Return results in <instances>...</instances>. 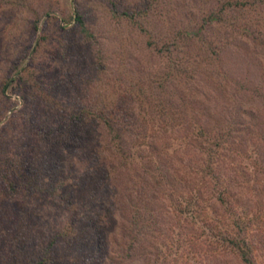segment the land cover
<instances>
[{
	"label": "rangeland",
	"instance_id": "1",
	"mask_svg": "<svg viewBox=\"0 0 264 264\" xmlns=\"http://www.w3.org/2000/svg\"><path fill=\"white\" fill-rule=\"evenodd\" d=\"M215 1L0 0V166L5 157L25 161L43 148L41 127H55L80 107L90 121L86 111L104 106L122 120L127 144L152 141L185 173L194 169L198 148L189 137L202 121L204 134L221 136L216 147L228 198L245 224L255 264H264V34L248 39L220 26L228 40L219 47L185 33L172 36L177 25L190 27L199 9L219 5ZM74 7L90 36L79 31ZM81 151L76 145L68 156L76 171L89 164L74 161ZM195 185L204 192L194 216L160 210L151 256L128 264H242L217 234L221 207L209 209L206 186ZM69 211L55 198L9 191L0 177V245L6 251L18 235L22 241L60 227Z\"/></svg>",
	"mask_w": 264,
	"mask_h": 264
},
{
	"label": "trees",
	"instance_id": "2",
	"mask_svg": "<svg viewBox=\"0 0 264 264\" xmlns=\"http://www.w3.org/2000/svg\"><path fill=\"white\" fill-rule=\"evenodd\" d=\"M215 2L219 5L212 3L199 9L190 27L188 23L177 25L172 36L182 37L185 33L189 40L219 47L228 40L219 30L224 26L248 39L261 40L264 13L258 14V10L264 6V0ZM124 14L131 15L127 11ZM72 18L79 31L90 36L76 7ZM137 26L148 33L141 23ZM82 111L80 107L75 114L56 122L55 127H41L46 144L35 154L29 153L25 161L3 159L0 177L7 190L52 197L70 206V211L64 223L54 230L22 241L18 235L7 251L1 244L0 256L6 257L0 264H72L74 255L82 264H128L132 257L151 256V234L160 210L177 217L194 216L192 212L199 208L204 192L195 185L197 182L206 186L205 191L213 200L207 207L215 211L214 207L220 206L223 211L217 231L223 244L234 251L242 264H255L245 224L235 215L228 198L227 175L218 161L216 145L221 136L204 134V123L195 121L198 134L189 137L198 146L192 153L194 169L191 165L184 173V169L173 167L152 141L132 147L127 144L121 133L122 120L113 119L112 110L104 106L94 111L88 109L86 112L92 113L90 121L81 116ZM76 145L82 154L76 155L74 161L89 163L82 164L78 171L68 158H73L70 151ZM210 220L206 217L204 224L211 229ZM79 245L86 250L67 253Z\"/></svg>",
	"mask_w": 264,
	"mask_h": 264
}]
</instances>
